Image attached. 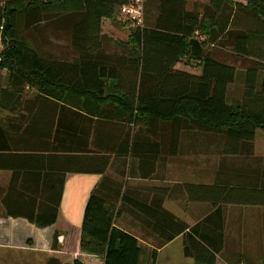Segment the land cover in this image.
<instances>
[{
	"label": "trees",
	"instance_id": "16d2710c",
	"mask_svg": "<svg viewBox=\"0 0 264 264\" xmlns=\"http://www.w3.org/2000/svg\"><path fill=\"white\" fill-rule=\"evenodd\" d=\"M130 0H9L0 10V158L6 168L32 158L41 179L37 190L25 186L30 174L13 171L10 192L39 196L37 205L14 208L37 228L58 217L66 173L102 175L83 211L79 249L103 264H140L138 239L116 221L131 214L158 240L151 250L182 236V254L196 264H214L223 243L221 204L264 206L263 166L239 169L225 185L183 184L194 202L212 211L189 227L163 210L162 199L134 198L117 179L104 176L111 157L128 160L130 175L148 179L162 157L178 154L190 130L212 133L223 141L222 154L249 159L257 130L264 136V0H209L187 8V0H144L143 24L126 42L101 33V20L115 22ZM156 14L151 13V3ZM63 22L69 60L47 54L38 38H21L19 23ZM20 31V33H19ZM228 50L250 59L241 73L242 95L229 102L228 87L237 73L219 55ZM217 54V55H216ZM218 56V57H217ZM196 63L199 74L174 69L181 59ZM113 83H108V82ZM79 100L92 116L79 110ZM7 130V131H5ZM261 164V163H260ZM22 181V184L20 182ZM231 182V183H230ZM118 205V206H117ZM57 232L51 249L57 250ZM45 264H61L48 258ZM71 264H85L75 259Z\"/></svg>",
	"mask_w": 264,
	"mask_h": 264
},
{
	"label": "crops",
	"instance_id": "0c3cea01",
	"mask_svg": "<svg viewBox=\"0 0 264 264\" xmlns=\"http://www.w3.org/2000/svg\"><path fill=\"white\" fill-rule=\"evenodd\" d=\"M194 1L207 4L209 0ZM150 5L151 13L155 15V2ZM59 23L56 26L49 23L40 24L38 28L27 29L24 21L21 20L19 23L21 33L20 31L19 33L21 38L27 40L31 45L38 38L43 44H48L50 48H46L45 51L49 56L69 60L71 51L68 47L69 41L65 32V25L63 22ZM108 23V19L101 20V33L114 39L113 35L105 30ZM49 27L54 33L48 36ZM174 69L193 74L200 72L199 68L197 72L185 70L181 68L180 64H177ZM0 75H5V85H1V89L7 84V72L2 70ZM83 101L79 100L78 109L84 110L83 113L92 116L93 106L88 105L90 111H86V107L84 108L82 105ZM8 114L0 111V118ZM5 125L4 122H0L2 130L7 129ZM257 134L262 135V140L259 143H257ZM263 139V133L257 130L253 142V155L249 159L226 155L215 161L212 158L206 162L197 160L195 164L194 145L190 146L189 151L181 153V142L178 146V154L173 157H162L154 167L153 176L148 179L128 174L129 161L127 159L111 157L104 176L117 179L123 186H127L130 192L132 191L131 195L134 198L142 202L150 203L155 199H162L163 210L191 227L208 215L212 211V207L207 202L188 200L181 185H212L215 180L217 183L225 185L229 181H233L232 177L239 174V169L262 167ZM206 146L201 149L204 150ZM206 150H210V147ZM14 165L16 169H8L5 164L1 163L0 158V264H45L48 258H55L61 264H71L75 259L85 264H103L101 259L81 252L79 249L84 207L90 193L101 181L102 175L66 173L57 220L53 225L40 229L30 224L23 217H13L8 214L13 212L14 208L21 209V206L31 205L33 199L36 200L37 205L39 199L37 195L27 197L19 196L15 192L11 193V182L9 181L11 173L16 170L15 172L33 176L34 179L25 180L24 185L35 190L37 182L41 184V179L35 177L36 168L40 165L32 158L25 161L21 160L20 163ZM36 191L38 190L36 189ZM220 208L223 243L221 251L215 257L214 264H264V206L225 203L221 204ZM131 214L133 212L122 213L116 224L120 229L135 236L140 246L145 248L150 255L151 250L157 246L158 240L150 229L142 227ZM55 232H57L56 244L58 248L56 251L51 249ZM172 245L174 248H171ZM151 264L196 263L183 256L182 236H178L156 249L155 261Z\"/></svg>",
	"mask_w": 264,
	"mask_h": 264
},
{
	"label": "rangeland",
	"instance_id": "374dc122",
	"mask_svg": "<svg viewBox=\"0 0 264 264\" xmlns=\"http://www.w3.org/2000/svg\"><path fill=\"white\" fill-rule=\"evenodd\" d=\"M7 1L9 0H0V10L3 7V4H5ZM194 3H200V2H196L194 0H187V5H186L187 8L191 9ZM129 16H130L129 14L124 15L122 9H120L119 14L115 19V22L112 23L109 21L108 25L105 26V30L110 32L113 35L114 39H116V41L126 42L132 30L135 28V24H133L131 21L128 20ZM137 27H142V25ZM53 33L54 32L52 31V28L49 27L47 31V35L49 36V34H53ZM43 47L44 49L50 48L48 44H43ZM221 53H223V55L218 54L220 60L233 66L236 69V73H237L236 75L237 78H235L234 82L228 87V92H227L228 100L229 102H231L234 100H238L242 95L243 88L241 83L242 80L241 73H243L246 67L250 66L251 60L236 58L233 55H230L228 50H224ZM180 62L181 63L178 64L181 65V68H184L185 70L188 71L197 72L198 67L195 62L185 63V60L183 58L181 59ZM197 73L199 74V72ZM4 79H5V75L3 76L0 75V86L4 84L5 81ZM261 140H262V135L257 134V143H259V141ZM181 142H182L181 153H185L186 151H189L191 149L190 146L192 147L194 145V164L196 163L197 160H199L200 162H206L207 160H210L212 158L215 161L216 159L226 156L222 154V149H223L222 139L212 133H204L200 131L190 130V132L185 133V135H182L180 139V143ZM187 144L190 145L186 146ZM204 146L206 147L204 148V150H202L201 148ZM209 147L210 150L207 151L206 149H208ZM186 157L188 158L189 156ZM241 158L245 159L243 156H241ZM171 248H174V245H172ZM151 262L152 261L150 255L148 254V251L145 248H142L140 264H151Z\"/></svg>",
	"mask_w": 264,
	"mask_h": 264
},
{
	"label": "built area",
	"instance_id": "2783aa9c",
	"mask_svg": "<svg viewBox=\"0 0 264 264\" xmlns=\"http://www.w3.org/2000/svg\"><path fill=\"white\" fill-rule=\"evenodd\" d=\"M143 1L144 0H130L128 5L121 8L124 15H130V19L128 18V20L135 24V27L140 26L143 23ZM1 48L2 44L0 43V50Z\"/></svg>",
	"mask_w": 264,
	"mask_h": 264
}]
</instances>
